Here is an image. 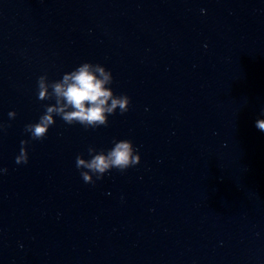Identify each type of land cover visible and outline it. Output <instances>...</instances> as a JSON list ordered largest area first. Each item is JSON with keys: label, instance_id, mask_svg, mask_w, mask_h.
Wrapping results in <instances>:
<instances>
[{"label": "water", "instance_id": "water-1", "mask_svg": "<svg viewBox=\"0 0 264 264\" xmlns=\"http://www.w3.org/2000/svg\"><path fill=\"white\" fill-rule=\"evenodd\" d=\"M86 61L129 110L95 129L55 116L32 140L55 102L38 77ZM257 119L264 0H0V264H264ZM120 139L139 164L85 183L77 155Z\"/></svg>", "mask_w": 264, "mask_h": 264}, {"label": "clouds", "instance_id": "clouds-1", "mask_svg": "<svg viewBox=\"0 0 264 264\" xmlns=\"http://www.w3.org/2000/svg\"><path fill=\"white\" fill-rule=\"evenodd\" d=\"M203 11V10H202ZM113 82L111 70L100 63L86 61L70 72H65L59 80H49L47 74L37 79L38 99L54 103L45 104V111L39 120L25 125L24 131L30 134L32 140H43L49 127L55 123V116H59L65 123L71 125L79 123L85 128H98L107 126L108 116L127 112L130 108L131 98L126 94L116 95L110 85ZM10 119L15 118V110L8 113ZM10 126V125H9ZM5 127L0 124V128ZM256 127L264 131V119H257ZM29 140H21L20 150L15 157L17 164H27L29 153L27 145ZM90 159L77 155L76 167L81 171L85 183L95 184L102 179L105 173L113 168L124 172L126 169L139 164L141 156L130 139L113 141V147L107 151L96 150L89 146ZM0 171L6 172L3 168ZM95 177V178H94Z\"/></svg>", "mask_w": 264, "mask_h": 264}]
</instances>
